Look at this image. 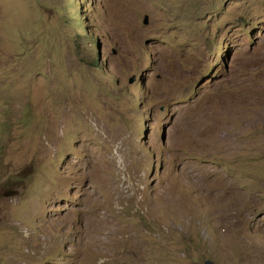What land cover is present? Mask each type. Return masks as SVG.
<instances>
[{"label":"rangeland","instance_id":"374dc122","mask_svg":"<svg viewBox=\"0 0 264 264\" xmlns=\"http://www.w3.org/2000/svg\"><path fill=\"white\" fill-rule=\"evenodd\" d=\"M204 259L264 264V0H0V264Z\"/></svg>","mask_w":264,"mask_h":264},{"label":"water","instance_id":"95a60500","mask_svg":"<svg viewBox=\"0 0 264 264\" xmlns=\"http://www.w3.org/2000/svg\"><path fill=\"white\" fill-rule=\"evenodd\" d=\"M144 23H147V20H144ZM199 264H216L213 260L211 259H204L202 262H200Z\"/></svg>","mask_w":264,"mask_h":264}]
</instances>
